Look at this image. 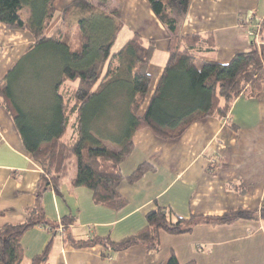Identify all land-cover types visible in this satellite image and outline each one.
<instances>
[{
	"label": "crops",
	"instance_id": "0c3cea01",
	"mask_svg": "<svg viewBox=\"0 0 264 264\" xmlns=\"http://www.w3.org/2000/svg\"><path fill=\"white\" fill-rule=\"evenodd\" d=\"M71 2L55 0V16L44 34L50 37L60 30L61 41L72 49L66 29L75 25L76 31L80 17L69 20L75 10ZM253 13L257 19L264 18V0H192L178 32L213 31L216 49L199 57L225 63L239 52L252 50L239 16ZM22 16H29L28 8ZM122 20L130 35L136 32L155 39L156 53L149 72L158 82L168 58L167 30L147 0H125ZM33 43L29 32L0 23V80ZM258 48L264 50V40ZM157 52L163 62H156ZM1 110L7 112L0 105ZM7 122L4 126L0 118V227L23 223L36 210L58 225L64 217H72L69 231L75 239L98 236L120 241L142 229L146 214L157 206L170 209L173 217L189 218L238 209L258 211L264 205V85L257 96L238 98L226 119L198 120L177 138H159L150 128L137 131L134 148L121 164L122 174L128 177L142 163L154 169L134 183L126 178L121 182L119 190L128 201L118 211L96 205L89 189L75 186L76 169L63 180L59 194L44 187V170L25 149L16 126ZM216 161L220 165L213 168ZM64 239L42 223L35 225L22 238V264H30L50 241L53 245L46 264H165L172 255L181 264H264V222L259 217L228 224L201 223L180 235L162 232L159 250L135 245L112 252L109 259L102 256L101 245L75 248Z\"/></svg>",
	"mask_w": 264,
	"mask_h": 264
},
{
	"label": "trees",
	"instance_id": "16d2710c",
	"mask_svg": "<svg viewBox=\"0 0 264 264\" xmlns=\"http://www.w3.org/2000/svg\"><path fill=\"white\" fill-rule=\"evenodd\" d=\"M94 1L71 2L70 7H79L88 13L78 21L81 48L72 51L61 41L60 30L50 37L44 34L55 16V0H0V23L12 30H25L34 38L26 54L0 80V105L13 118L25 149L44 170V187L59 194L63 180L70 173V161L75 158V186L89 189L96 205L118 211L128 201L119 190L121 182L126 178L134 183L154 169L151 164L142 163L131 175L123 176L121 164L134 148V134L150 128L159 138L174 139L198 120L226 119L238 98L255 97L262 91L264 50L257 47L253 36L250 37L252 50L239 52L228 62L202 59L200 53L216 49L214 32L185 35L178 32L192 0H147L169 34L168 58L149 95L152 84L149 68L156 53L155 39H145L135 32L119 50L113 51L119 31L124 28V0L111 11L98 8ZM26 8L29 16L24 18L22 11ZM239 24L245 31L260 34V39L264 40V18L257 19L254 13L240 15ZM39 49H47L59 63L58 80L52 95L55 104L48 114L35 113L31 107L24 108L16 100L9 83L20 61ZM114 81L126 83L130 94L126 125L117 140V147L112 148L93 137L90 129L92 119L102 118V114H98L109 103L108 88ZM69 128L73 133L66 137ZM215 164L213 168L220 165L218 161ZM256 217L264 222V205L258 211L238 209L219 216L192 215L189 218L173 217L170 209L157 206L146 214V225L142 229L120 241L98 236L78 240L69 231V225L74 221L72 217H64L58 225L49 223L42 212L34 210L23 223L0 227V264H22L25 259L22 238L27 230L41 223L60 232L65 242L75 248L101 245L102 256L109 259L112 252L135 245L159 250L162 232L180 235L191 232L201 223L228 224L237 219ZM52 245L50 241L30 264H46ZM165 264L181 263L172 255Z\"/></svg>",
	"mask_w": 264,
	"mask_h": 264
},
{
	"label": "rangeland",
	"instance_id": "374dc122",
	"mask_svg": "<svg viewBox=\"0 0 264 264\" xmlns=\"http://www.w3.org/2000/svg\"><path fill=\"white\" fill-rule=\"evenodd\" d=\"M121 0H106L104 3L100 0H95V4L98 8L104 11H111L116 9L120 5ZM125 2V0H124ZM124 5V4H123ZM75 10L69 14V20L74 19L75 16L85 17L88 13L87 11L75 7ZM75 25H70L66 29V37L72 38V51L78 50L81 48L80 41V32L77 29L75 31ZM144 30L147 29V26L143 25ZM130 30L122 29L119 31L117 40L113 46V51L119 50L126 42V40L131 36ZM246 34V37H249ZM250 38V37H249ZM255 41H257V47L261 43L260 34H256ZM251 40V39H250ZM76 47L78 49H76ZM57 58L51 53H48L47 49H39L31 54L27 55L15 70V76H11V81L9 82L12 85L14 95L16 100L24 108H30L33 112H42V114H48L52 107L54 106L53 91L56 81L58 80L59 75V63L56 60ZM163 62L164 57L162 54L157 52L156 62ZM14 78V79H13ZM157 78L152 79V84L150 87L149 95L152 94ZM5 84V82H4ZM109 103L104 105V110L107 111L111 109L112 112H104L100 110L102 118H94L91 122L90 134L93 137H96L105 144L111 146L112 148L117 147V140L120 139L122 130L124 129L127 121V102L129 100V88L127 84L121 81H114L108 88ZM102 111V112H101ZM1 121L5 126L10 121L9 124H14V120L10 114L4 110L0 111ZM73 133V129L69 128L66 134V137H70ZM72 173L75 167V158L70 161L69 164Z\"/></svg>",
	"mask_w": 264,
	"mask_h": 264
},
{
	"label": "built area",
	"instance_id": "2783aa9c",
	"mask_svg": "<svg viewBox=\"0 0 264 264\" xmlns=\"http://www.w3.org/2000/svg\"><path fill=\"white\" fill-rule=\"evenodd\" d=\"M246 33H247V35H248L249 37L256 36V34H255L253 31H251V30H247Z\"/></svg>",
	"mask_w": 264,
	"mask_h": 264
}]
</instances>
